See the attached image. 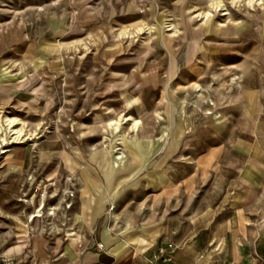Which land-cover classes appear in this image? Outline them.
<instances>
[{"label": "crops", "instance_id": "1", "mask_svg": "<svg viewBox=\"0 0 264 264\" xmlns=\"http://www.w3.org/2000/svg\"><path fill=\"white\" fill-rule=\"evenodd\" d=\"M45 3L30 37L15 38L7 49L29 72L54 82L73 60L42 52L54 44L44 36L73 27L94 33L102 23L87 0ZM215 33L191 43L196 56L189 58H118L117 45L91 43L116 83L111 95L144 99L143 121L137 127L126 124L131 132L122 138L121 155L52 153L28 173L29 156L8 155L10 169L0 176V210L14 215L16 224L13 235H0V257L19 264H145L144 258L169 239L175 246L170 264H264L262 60L250 65L228 99L180 108L185 91L195 89L193 81L216 66L232 65V55L218 56L228 47L209 41ZM1 68L9 69L2 60ZM87 162H94L93 168L82 164ZM37 181L53 186L51 207L60 212L45 225L33 214L24 217Z\"/></svg>", "mask_w": 264, "mask_h": 264}, {"label": "rangeland", "instance_id": "2", "mask_svg": "<svg viewBox=\"0 0 264 264\" xmlns=\"http://www.w3.org/2000/svg\"><path fill=\"white\" fill-rule=\"evenodd\" d=\"M45 2L0 0V60L19 73L15 76L9 74V69H0V115L18 121L17 127L25 132L39 135L35 145L28 140L10 145L0 142V176L10 169L8 155L17 152L30 158L26 173L36 170L52 153L73 150L106 154L110 150L122 154V138L131 132L126 124L132 122L122 117L131 116L141 123L143 119L139 115L144 99L111 95L116 83L110 81L104 57L98 50L92 51L94 40L117 45L114 56L118 58H189L196 56L191 43L206 40L207 33L215 31L209 41L228 47L218 56L232 55L234 60L232 65L214 67V71L204 74L197 83L193 81L195 89L185 91L180 105L186 110L211 99L218 102L224 97L228 99L238 91L243 75L256 59L262 60L260 68L264 71V0H87L89 9H93L92 16L102 23L96 32L73 27L44 36V42L54 44H49L53 49L42 52L61 60H73L65 76L61 73L50 82L29 72L20 57L12 53L14 50L7 49L15 38L30 37ZM207 11L209 16H203ZM21 79L24 80L17 82ZM140 90L139 83H135L134 93L139 95ZM132 108L135 116L131 115ZM150 108L153 110V103ZM113 120L121 121L117 129L109 126ZM4 127L0 123V132H4ZM114 146L120 149L115 150ZM82 164L89 169L95 163ZM102 164L110 166L109 162ZM116 164L124 167L122 163ZM37 182L31 185L33 192L38 187L32 199L28 200L31 194L24 197V202L28 200L24 217L33 214L45 225L46 219L59 217L60 212L51 207L53 186L46 181ZM15 224L14 215L0 210V235H13Z\"/></svg>", "mask_w": 264, "mask_h": 264}, {"label": "bare ground", "instance_id": "3", "mask_svg": "<svg viewBox=\"0 0 264 264\" xmlns=\"http://www.w3.org/2000/svg\"><path fill=\"white\" fill-rule=\"evenodd\" d=\"M210 12L207 11L203 14V16L207 17L209 16ZM122 120L124 121H132V123L134 125H138V120H135L133 117L131 116H124L122 117ZM120 120H113L109 123V126L113 127V129H117L119 127L120 124ZM0 123L5 126L3 131L4 132H0V142L4 145H10L12 143H23L25 141H31L32 144H36L37 140H38V133H32V132H25V130L17 127V124H19L18 121H15L14 119H10L8 117H5L4 119L2 118V116L0 115ZM2 131V130H1ZM121 143L118 142V144ZM115 147V148H114ZM113 148L115 150H118L120 148L114 146ZM113 149V150H114ZM6 151V150H3Z\"/></svg>", "mask_w": 264, "mask_h": 264}, {"label": "built area", "instance_id": "4", "mask_svg": "<svg viewBox=\"0 0 264 264\" xmlns=\"http://www.w3.org/2000/svg\"><path fill=\"white\" fill-rule=\"evenodd\" d=\"M40 208V207H39ZM101 248L102 244H97ZM175 249L173 242L169 239H164L159 243L155 250L144 258L145 264H170L171 255ZM0 264H19L9 258L0 257Z\"/></svg>", "mask_w": 264, "mask_h": 264}]
</instances>
